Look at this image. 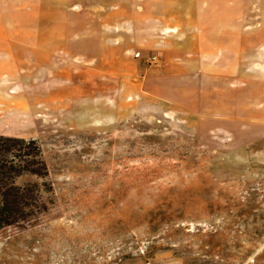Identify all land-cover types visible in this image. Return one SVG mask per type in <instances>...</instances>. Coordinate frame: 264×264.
<instances>
[{
  "label": "rangeland",
  "instance_id": "obj_1",
  "mask_svg": "<svg viewBox=\"0 0 264 264\" xmlns=\"http://www.w3.org/2000/svg\"><path fill=\"white\" fill-rule=\"evenodd\" d=\"M178 31L208 42L191 108L138 83ZM7 35L0 134L49 172L19 180L47 208L0 229V264H264V0H0Z\"/></svg>",
  "mask_w": 264,
  "mask_h": 264
},
{
  "label": "crops",
  "instance_id": "obj_2",
  "mask_svg": "<svg viewBox=\"0 0 264 264\" xmlns=\"http://www.w3.org/2000/svg\"><path fill=\"white\" fill-rule=\"evenodd\" d=\"M217 9L232 10V5L228 3H221L218 5ZM199 8V7H198ZM169 22L173 26H199L200 18H184V20L179 18L170 19ZM153 26L152 23L149 24ZM191 29V28H190ZM146 34L148 36H154V33H157L160 36L165 33L175 34L173 31H166L163 28L153 29L152 27L147 29ZM160 32V33H159ZM183 33L184 39L175 40L169 42L165 38H161L156 42L147 40L144 42L145 47H154L155 51H159L158 56L156 55V63L149 64L144 67V76L140 79V87L147 95H150L152 98H158V100L175 103L176 105H182L191 108L193 106L192 102V89L195 88L192 79V73L195 72L196 65H199V61L206 62V65L210 64L209 58L202 59L200 58L197 61V53L207 51V38L204 39V44H200L194 40V35L184 31H178ZM209 33L208 29L206 32L204 30L203 34ZM164 37V36H163ZM180 38L182 35H176ZM0 41V53L5 56L9 52L14 44L9 45V43H21L23 40L19 35H7ZM7 43V44H4ZM207 49V50H206ZM174 52V53H173ZM174 54L172 56V54ZM0 54V58L2 55ZM174 104V105H175ZM10 136V135H9Z\"/></svg>",
  "mask_w": 264,
  "mask_h": 264
},
{
  "label": "trees",
  "instance_id": "obj_3",
  "mask_svg": "<svg viewBox=\"0 0 264 264\" xmlns=\"http://www.w3.org/2000/svg\"><path fill=\"white\" fill-rule=\"evenodd\" d=\"M48 165L36 139L0 134V229L31 222L47 208L37 182L26 175L47 176Z\"/></svg>",
  "mask_w": 264,
  "mask_h": 264
},
{
  "label": "built area",
  "instance_id": "obj_4",
  "mask_svg": "<svg viewBox=\"0 0 264 264\" xmlns=\"http://www.w3.org/2000/svg\"><path fill=\"white\" fill-rule=\"evenodd\" d=\"M139 55H140V53H137V56H139ZM151 59L152 60H156V57L155 56H152Z\"/></svg>",
  "mask_w": 264,
  "mask_h": 264
}]
</instances>
